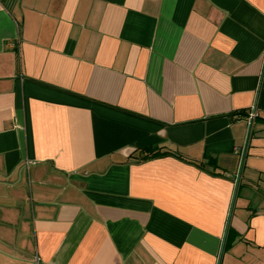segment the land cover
<instances>
[{
  "label": "crops",
  "instance_id": "crops-1",
  "mask_svg": "<svg viewBox=\"0 0 264 264\" xmlns=\"http://www.w3.org/2000/svg\"><path fill=\"white\" fill-rule=\"evenodd\" d=\"M228 220L264 264V0H0V264H218Z\"/></svg>",
  "mask_w": 264,
  "mask_h": 264
},
{
  "label": "water",
  "instance_id": "water-1",
  "mask_svg": "<svg viewBox=\"0 0 264 264\" xmlns=\"http://www.w3.org/2000/svg\"><path fill=\"white\" fill-rule=\"evenodd\" d=\"M251 126H252V121H250V123H249V131L251 129ZM246 146H247V144L245 145V149H244V152L242 154L241 166H240L239 172L237 174V178H236V182H235V186H234V193H233V200H232L231 208L233 207L234 201H235V198H236V193H237V189H238V185H239V181H240L242 166H243V163H244V157H245V154H246ZM229 215H231V211H230ZM229 222L230 221L228 220L227 225H226V230H225V233H224V236H223V244H222L221 252H220V255H219V259H218V264H220V262H221L222 253H223V250H224V244H225L226 236H227V233H228Z\"/></svg>",
  "mask_w": 264,
  "mask_h": 264
},
{
  "label": "built area",
  "instance_id": "built-area-1",
  "mask_svg": "<svg viewBox=\"0 0 264 264\" xmlns=\"http://www.w3.org/2000/svg\"><path fill=\"white\" fill-rule=\"evenodd\" d=\"M255 115H256L255 112L251 111L249 114V119L252 120ZM236 152H240V149L236 148ZM34 264H40V260H39V257L37 255L34 258Z\"/></svg>",
  "mask_w": 264,
  "mask_h": 264
},
{
  "label": "trees",
  "instance_id": "trees-1",
  "mask_svg": "<svg viewBox=\"0 0 264 264\" xmlns=\"http://www.w3.org/2000/svg\"><path fill=\"white\" fill-rule=\"evenodd\" d=\"M148 152H149L152 156H158V155L164 154V152H161V151H154L153 149H148Z\"/></svg>",
  "mask_w": 264,
  "mask_h": 264
}]
</instances>
